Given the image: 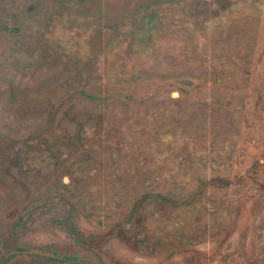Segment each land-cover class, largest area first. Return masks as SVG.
Masks as SVG:
<instances>
[{
	"label": "rangeland",
	"instance_id": "obj_1",
	"mask_svg": "<svg viewBox=\"0 0 264 264\" xmlns=\"http://www.w3.org/2000/svg\"><path fill=\"white\" fill-rule=\"evenodd\" d=\"M264 264V0H0V264Z\"/></svg>",
	"mask_w": 264,
	"mask_h": 264
},
{
	"label": "flooded vegetation",
	"instance_id": "obj_2",
	"mask_svg": "<svg viewBox=\"0 0 264 264\" xmlns=\"http://www.w3.org/2000/svg\"><path fill=\"white\" fill-rule=\"evenodd\" d=\"M64 259L65 260H63V261H69V262H72L74 264H88V263L83 262L82 260H80V259H78L76 257L67 256V257H64Z\"/></svg>",
	"mask_w": 264,
	"mask_h": 264
}]
</instances>
